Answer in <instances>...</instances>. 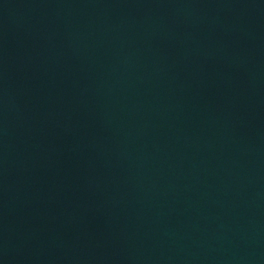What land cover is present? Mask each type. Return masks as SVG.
<instances>
[{
  "label": "water",
  "instance_id": "water-1",
  "mask_svg": "<svg viewBox=\"0 0 264 264\" xmlns=\"http://www.w3.org/2000/svg\"><path fill=\"white\" fill-rule=\"evenodd\" d=\"M0 264H264V0H0Z\"/></svg>",
  "mask_w": 264,
  "mask_h": 264
}]
</instances>
